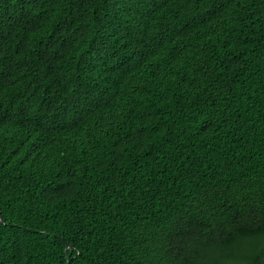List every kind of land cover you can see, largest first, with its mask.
<instances>
[{
	"label": "trees",
	"instance_id": "trees-1",
	"mask_svg": "<svg viewBox=\"0 0 264 264\" xmlns=\"http://www.w3.org/2000/svg\"><path fill=\"white\" fill-rule=\"evenodd\" d=\"M0 264H264V0H0Z\"/></svg>",
	"mask_w": 264,
	"mask_h": 264
},
{
	"label": "water",
	"instance_id": "water-1",
	"mask_svg": "<svg viewBox=\"0 0 264 264\" xmlns=\"http://www.w3.org/2000/svg\"><path fill=\"white\" fill-rule=\"evenodd\" d=\"M0 220H1V217H0Z\"/></svg>",
	"mask_w": 264,
	"mask_h": 264
}]
</instances>
